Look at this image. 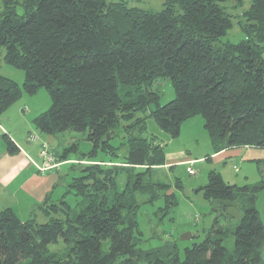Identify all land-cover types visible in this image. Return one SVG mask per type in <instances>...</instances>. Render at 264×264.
I'll use <instances>...</instances> for the list:
<instances>
[{"label":"trees","instance_id":"16d2710c","mask_svg":"<svg viewBox=\"0 0 264 264\" xmlns=\"http://www.w3.org/2000/svg\"><path fill=\"white\" fill-rule=\"evenodd\" d=\"M1 1L0 49L4 62L24 73V82L20 87L0 75V116L24 95L44 89L50 107L34 119L35 128L51 136L86 133L92 151L77 159L89 164L57 203L49 195L37 205L45 222L0 211V264H264V224L255 206L264 192V161L257 162L260 179L253 185H229L210 171L197 190L221 216L231 207L240 210L231 250L218 219L202 242L184 250L183 260L173 244L141 250L137 223L142 205L163 199L162 218L177 204L169 185L150 178L165 165V154L142 137L149 118L176 138L184 122L201 116L211 154L264 149V0H251L237 18L244 37L238 43L224 41L233 26L224 7L231 0H168L157 13L123 1ZM234 1L241 6L242 0ZM158 78L169 79L174 92L162 106L151 90ZM121 122L128 134L123 160L85 159L98 149H116L110 140ZM65 157L64 151L58 162ZM75 165L81 164L74 162L71 170ZM119 173L126 174L122 191Z\"/></svg>","mask_w":264,"mask_h":264},{"label":"rangeland","instance_id":"374dc122","mask_svg":"<svg viewBox=\"0 0 264 264\" xmlns=\"http://www.w3.org/2000/svg\"><path fill=\"white\" fill-rule=\"evenodd\" d=\"M117 1L125 2L129 8L136 7L141 10L157 13L163 9V5L168 0H107L108 3ZM250 4L251 0H242V4L238 8L237 2L234 0L224 4L226 12L233 17V26L227 32L224 41L238 43L244 38L236 22L241 13L250 7ZM1 10L2 1L0 0ZM0 75L14 81L20 87L24 82V73L4 62V51L2 49H0ZM151 90L159 95V104L161 106L174 99L173 88L170 80L167 78L155 80ZM21 99L32 101L33 108L38 113L45 112L50 107V98L44 89H39L33 96L24 95ZM150 110H152V107ZM150 110H147L146 114H149ZM141 116L143 114L136 115V117ZM124 126L125 124L121 122L115 131V136L110 140V145L116 148L115 150L107 149L104 152L98 149L96 155L90 158L85 157V159L93 162L122 161L127 153L128 137V134L124 132ZM34 128L33 126L32 132L35 134L39 133ZM146 128L147 130L142 137L148 139V141L152 139L161 145L165 154V165L155 169L150 178L153 182L169 185V192L175 195L177 204L170 214L162 218L160 217L159 208L164 206L163 199H159L152 206L142 205L140 207L137 217L138 228L141 233L139 248L143 251H151L163 247L167 243L173 244L176 246L177 256L180 260H183L184 250L192 247L193 244L202 242L205 234L211 229L215 220L218 219L219 225L225 230L224 245L227 249L231 250L233 248L231 231L238 224L240 210L237 207H231L225 216H221V211L219 209L216 210V204L206 201L202 197V192H197L200 186H202L201 180L203 181L204 179L206 181L207 171H222L221 165L213 166L204 159L210 155L212 148L207 133L204 130L201 116H195L184 122L176 138H171L150 118L146 122ZM56 137V140L59 142V146L55 147V154L57 156L63 155L65 151V158L78 159L79 157H84L83 155L90 154L92 151V144L86 140V133L66 132L58 134ZM73 144L76 145L77 152L72 149ZM75 163L81 165H75V168L72 170L69 165H65L59 169V174L63 177L61 180L63 183L58 187L59 189H57L51 199L54 203H57L65 193L67 184L71 179L79 176L81 168L89 164L79 160ZM233 166L234 168H232ZM240 166L242 165H239L237 161L232 166L230 165V172L235 178L241 179L247 177L248 174L249 180L252 183L250 185L259 181L260 173L258 167L251 166L248 169L247 163L243 165V168H240ZM188 169L192 170L191 174L188 173ZM125 182L126 174L119 173L116 178L118 191L124 189ZM230 182H232L230 183L231 185H234V181ZM178 185L181 187L178 188ZM236 186L241 187L243 183H238ZM65 199L71 205L76 203L75 198L70 194H67ZM139 201H141V198H139ZM255 206L264 224V192L257 196ZM22 218H27L25 213ZM36 220L38 223L45 222L41 215H37ZM186 233L192 235V238L181 241L180 237ZM261 256L264 262V247Z\"/></svg>","mask_w":264,"mask_h":264},{"label":"crops","instance_id":"0c3cea01","mask_svg":"<svg viewBox=\"0 0 264 264\" xmlns=\"http://www.w3.org/2000/svg\"><path fill=\"white\" fill-rule=\"evenodd\" d=\"M32 104L29 99H21L0 116V211L11 209L21 221H27L32 217L37 219V215L42 216L37 210V205L49 195L52 199L63 183L59 169L65 165L71 166L77 161L75 158H65V161L58 162L60 156L55 154V147L59 146L57 137L32 132L33 126L35 127L34 119L41 114L36 112ZM34 130L37 132L36 128ZM32 136L35 137L34 141L29 139ZM3 137L9 138L14 144L13 151L8 150ZM42 143L47 144L54 159L53 163L56 164V167L45 172L39 170L45 165L39 157ZM209 156L208 161L204 158L206 162L213 166H222L221 172L214 171L220 174L224 182L227 181L226 183L231 185L230 181H234V185L238 183L245 185L252 184L248 174L241 179L235 178L230 172V165L237 161L242 165L240 168H243L245 163L248 169L251 166L257 168V162L264 161V149L234 148L217 154L210 153ZM210 171H207V174ZM206 181L201 180L200 188L207 184ZM24 213L27 218H22Z\"/></svg>","mask_w":264,"mask_h":264},{"label":"built area","instance_id":"2783aa9c","mask_svg":"<svg viewBox=\"0 0 264 264\" xmlns=\"http://www.w3.org/2000/svg\"><path fill=\"white\" fill-rule=\"evenodd\" d=\"M30 141H34L35 137H30L29 138ZM39 157L43 160V163L45 164L42 168H39V170L41 172H45L47 170H50L54 167H56V165L53 163L54 159L52 158V156L48 153V146L45 143H42L39 149ZM188 173L191 174L192 170L188 169Z\"/></svg>","mask_w":264,"mask_h":264},{"label":"water","instance_id":"95a60500","mask_svg":"<svg viewBox=\"0 0 264 264\" xmlns=\"http://www.w3.org/2000/svg\"><path fill=\"white\" fill-rule=\"evenodd\" d=\"M192 238V235H190L189 233L187 234H185V235H182L181 237H180V240L181 241H184V240H190Z\"/></svg>","mask_w":264,"mask_h":264}]
</instances>
